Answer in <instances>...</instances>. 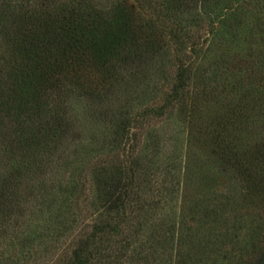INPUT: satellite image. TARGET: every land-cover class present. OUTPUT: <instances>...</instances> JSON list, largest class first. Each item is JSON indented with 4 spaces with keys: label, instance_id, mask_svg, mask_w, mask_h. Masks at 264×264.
<instances>
[{
    "label": "trees",
    "instance_id": "obj_1",
    "mask_svg": "<svg viewBox=\"0 0 264 264\" xmlns=\"http://www.w3.org/2000/svg\"><path fill=\"white\" fill-rule=\"evenodd\" d=\"M28 211L58 264H264V0H0V264Z\"/></svg>",
    "mask_w": 264,
    "mask_h": 264
},
{
    "label": "rangeland",
    "instance_id": "obj_2",
    "mask_svg": "<svg viewBox=\"0 0 264 264\" xmlns=\"http://www.w3.org/2000/svg\"><path fill=\"white\" fill-rule=\"evenodd\" d=\"M119 104V103H116ZM117 107V105H115ZM81 108H84L83 105H80L74 110L73 114L77 115L80 119V123L76 125L81 131L86 132L95 128L97 124L94 122H89L88 119H83L81 116ZM165 126V125H164ZM166 127V126H165ZM173 126L168 125L166 128L170 129ZM171 142H174L171 139ZM71 169V167H70ZM69 168H62L57 177L63 182L70 175ZM27 221L25 225V233L29 235L30 232H35L36 234L42 235V242L39 244V241L35 242V246L31 249V254H29V249L21 251L19 245L14 244V246L6 249L4 256L5 259H12L15 264H58V259L60 256L64 257L63 252L67 251V247L70 245L69 236L68 238H61L58 240L59 236L58 230L56 227H51L47 224L48 218L47 214L42 212H35L34 217L31 218L29 211L27 212ZM20 228V227H19ZM18 242V241H17ZM16 242V243H17ZM3 246L0 247L3 248ZM3 249V250H4ZM3 256L1 258H3Z\"/></svg>",
    "mask_w": 264,
    "mask_h": 264
}]
</instances>
